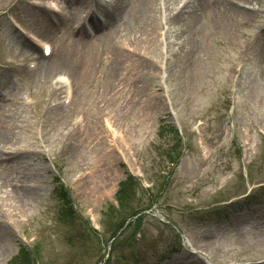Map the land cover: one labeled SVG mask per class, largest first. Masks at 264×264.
<instances>
[{
	"label": "rangeland",
	"instance_id": "rangeland-1",
	"mask_svg": "<svg viewBox=\"0 0 264 264\" xmlns=\"http://www.w3.org/2000/svg\"><path fill=\"white\" fill-rule=\"evenodd\" d=\"M54 1L59 16L0 0V264H10L22 243L39 246V264H111V223L124 213L117 192L137 169L149 186H142L134 210V202H124V219L141 212L146 231L140 243L116 252L114 264H264V189L262 204L227 221L194 216L179 193L184 188L196 206L213 208L264 186V0H102L97 5L109 24H100L94 38L85 29L95 19L90 0ZM9 7L51 41L52 57L41 59L10 26L3 14ZM164 33L172 59L166 64ZM255 38L257 46L248 49ZM245 53L249 63L242 62ZM31 59H40V67L27 73ZM60 74L73 83L66 110ZM198 120L201 151L190 135ZM177 125L181 148L169 129ZM169 154H180L176 167L168 166ZM57 177L80 216L73 223L61 219L53 197ZM176 223L188 227L190 247L181 245ZM125 232L114 245L130 238L132 226Z\"/></svg>",
	"mask_w": 264,
	"mask_h": 264
},
{
	"label": "trees",
	"instance_id": "trees-1",
	"mask_svg": "<svg viewBox=\"0 0 264 264\" xmlns=\"http://www.w3.org/2000/svg\"><path fill=\"white\" fill-rule=\"evenodd\" d=\"M136 189H137V182L132 177H129L126 181H123L120 184L119 190H118V199H119V206L122 211L124 210V202L125 206L128 205V203H131L134 200V197L136 198ZM58 196L63 201L64 204V211H63V217L65 219H74V210H73V202L72 199L68 195V191L64 189L62 186L58 190ZM129 207V206H128ZM120 213H118L119 215ZM116 215V217L118 216ZM120 214L119 216H121ZM113 218V217H112ZM122 226V224H121ZM33 252V254H35ZM11 264H35V260L31 258L30 252H28L25 249H22V252L16 257Z\"/></svg>",
	"mask_w": 264,
	"mask_h": 264
},
{
	"label": "bare ground",
	"instance_id": "bare-ground-1",
	"mask_svg": "<svg viewBox=\"0 0 264 264\" xmlns=\"http://www.w3.org/2000/svg\"><path fill=\"white\" fill-rule=\"evenodd\" d=\"M74 98H75V96H74Z\"/></svg>",
	"mask_w": 264,
	"mask_h": 264
}]
</instances>
